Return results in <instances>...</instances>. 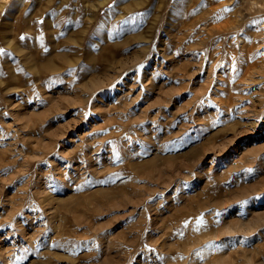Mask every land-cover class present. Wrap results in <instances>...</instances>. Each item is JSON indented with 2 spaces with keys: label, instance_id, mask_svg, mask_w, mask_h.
<instances>
[{
  "label": "rangeland",
  "instance_id": "1",
  "mask_svg": "<svg viewBox=\"0 0 264 264\" xmlns=\"http://www.w3.org/2000/svg\"><path fill=\"white\" fill-rule=\"evenodd\" d=\"M0 264H264V0H0Z\"/></svg>",
  "mask_w": 264,
  "mask_h": 264
}]
</instances>
